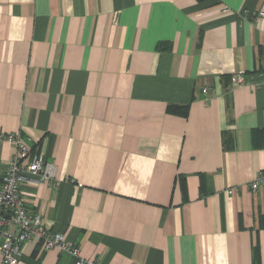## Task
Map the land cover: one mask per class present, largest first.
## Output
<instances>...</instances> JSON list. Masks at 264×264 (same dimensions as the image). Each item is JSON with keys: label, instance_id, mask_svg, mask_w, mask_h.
Instances as JSON below:
<instances>
[{"label": "crops", "instance_id": "crops-1", "mask_svg": "<svg viewBox=\"0 0 264 264\" xmlns=\"http://www.w3.org/2000/svg\"><path fill=\"white\" fill-rule=\"evenodd\" d=\"M259 11L264 0H0V182L17 131L56 166L57 184L22 185L27 208L88 260L264 264V185L246 186L264 170ZM16 264L75 258L34 239Z\"/></svg>", "mask_w": 264, "mask_h": 264}, {"label": "built area", "instance_id": "built-area-1", "mask_svg": "<svg viewBox=\"0 0 264 264\" xmlns=\"http://www.w3.org/2000/svg\"><path fill=\"white\" fill-rule=\"evenodd\" d=\"M254 14L264 17V11ZM232 82L242 84L245 82V76L237 74L232 77ZM207 91V88H203L204 93ZM3 139L13 145L15 151L0 182V264L18 263L23 257L24 244L34 239L42 252L54 249L68 252L75 258V264H103L85 258L80 248L68 241L63 233L51 231L45 225L40 212L26 206L22 185L25 182L35 185L46 182L57 184L55 164L49 161L45 154L31 147L20 132L3 135ZM263 185L264 170L258 171L246 184L253 191ZM237 188L240 189L241 186Z\"/></svg>", "mask_w": 264, "mask_h": 264}, {"label": "trees", "instance_id": "trees-1", "mask_svg": "<svg viewBox=\"0 0 264 264\" xmlns=\"http://www.w3.org/2000/svg\"><path fill=\"white\" fill-rule=\"evenodd\" d=\"M202 1V0H201ZM216 3L218 0H211ZM160 49H166L168 48L167 44L161 43L159 45ZM232 78V77H231ZM168 111L171 113L179 114V115H187L189 111V104L185 105H179V104H170L168 106ZM252 143L255 148H264V126L263 127H257L252 130L251 133ZM42 256H40L39 260Z\"/></svg>", "mask_w": 264, "mask_h": 264}]
</instances>
